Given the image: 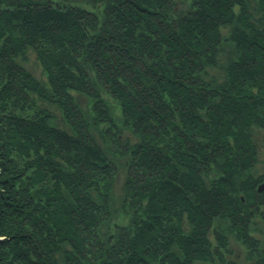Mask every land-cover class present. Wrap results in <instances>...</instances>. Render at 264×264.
Here are the masks:
<instances>
[{"label":"trees","instance_id":"obj_1","mask_svg":"<svg viewBox=\"0 0 264 264\" xmlns=\"http://www.w3.org/2000/svg\"><path fill=\"white\" fill-rule=\"evenodd\" d=\"M259 147L264 0H0V264H241Z\"/></svg>","mask_w":264,"mask_h":264},{"label":"rangeland","instance_id":"obj_2","mask_svg":"<svg viewBox=\"0 0 264 264\" xmlns=\"http://www.w3.org/2000/svg\"><path fill=\"white\" fill-rule=\"evenodd\" d=\"M30 68L34 71V73L39 76L40 74V67L37 65V61H36V57L33 53L30 54ZM259 158L261 159L258 163H257V171L258 172H262L264 169V150L263 148L259 147ZM123 173H121L118 177V181L116 183V189L119 190V188L121 187V184L123 182ZM258 190L262 191L264 190V183L262 182L260 185H258ZM256 221L257 223L255 225H251L252 226V230H250L253 234V237L257 238L258 240H255L257 244H261V246L264 245V215H260L258 217H256ZM230 246L234 249L232 253H229L231 256H238L239 261L241 264H243L244 262H247L248 259L247 258H251L252 257V253L251 250L254 246H249L247 244V240H236L231 238L230 240ZM257 246V245H255ZM261 248V247H260ZM255 250V249H254ZM228 253L225 254V256L227 258H230V255ZM249 262V261H248ZM247 262V263H248Z\"/></svg>","mask_w":264,"mask_h":264},{"label":"flooded vegetation","instance_id":"obj_3","mask_svg":"<svg viewBox=\"0 0 264 264\" xmlns=\"http://www.w3.org/2000/svg\"><path fill=\"white\" fill-rule=\"evenodd\" d=\"M251 253L253 254L252 257L247 258L249 262L247 261L248 263L244 262L243 264H264V248L263 247L259 249L253 248V250H251Z\"/></svg>","mask_w":264,"mask_h":264}]
</instances>
